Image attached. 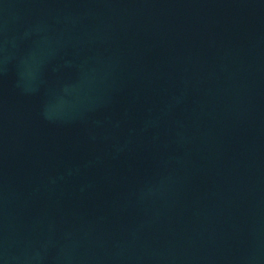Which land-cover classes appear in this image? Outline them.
Returning <instances> with one entry per match:
<instances>
[{"label":"water","instance_id":"1","mask_svg":"<svg viewBox=\"0 0 264 264\" xmlns=\"http://www.w3.org/2000/svg\"><path fill=\"white\" fill-rule=\"evenodd\" d=\"M0 264H264V0H0Z\"/></svg>","mask_w":264,"mask_h":264}]
</instances>
